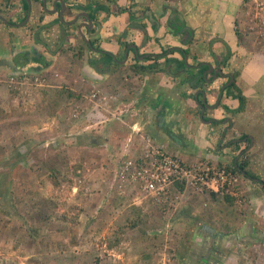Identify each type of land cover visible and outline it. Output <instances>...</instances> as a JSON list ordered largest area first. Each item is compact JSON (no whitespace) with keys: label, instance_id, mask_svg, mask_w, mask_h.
Here are the masks:
<instances>
[{"label":"crops","instance_id":"0c3cea01","mask_svg":"<svg viewBox=\"0 0 264 264\" xmlns=\"http://www.w3.org/2000/svg\"><path fill=\"white\" fill-rule=\"evenodd\" d=\"M25 1H28V8H26ZM63 1L67 9H63L64 16L61 18L60 11L62 9L60 7L62 4L59 0H0V7L6 6L3 13L0 10V32L8 31L9 35L13 37L11 39L15 41L13 54L4 59L13 65L14 71L10 73L9 77L23 76L25 73L37 74L48 81L50 76H58L57 70L55 71L52 67L63 60L64 55H67V59L71 55L74 61L71 62V66L67 65L69 75H73L72 73L81 74L82 60L91 58L89 59L90 71L99 75L104 73L105 77L101 76L100 80L103 77L105 78L104 83H108L101 87L102 82L99 80L98 83L95 81L96 84L91 82V86L96 85L102 89L109 88L110 83L113 82L109 77L112 79L114 76L116 78L114 80H119L118 78L122 76H109V70L104 71L98 63H96L98 65L92 64V61H96V59L91 56V50L87 52L82 48L84 52L82 57L76 52L69 54L58 51L56 55L51 53L58 48H49L53 41L57 40L58 44L60 40L66 39L72 44L81 39L85 43L91 36L84 26L81 34L79 25L86 21L82 14L85 12L94 13L98 0ZM108 1L100 0V3L110 6L111 13L108 14L105 10L97 12L98 25L94 21V27H98L99 35L95 39L104 49L121 58L122 55L118 56L123 47L118 36L120 32L126 30L128 33L125 39H122L123 41L129 42V36L134 34L135 39L133 40L139 37L141 38L138 39L139 42H144V33L139 34L135 30L138 28L130 26L131 16H135V11L138 10L134 22L148 24L149 34H153L154 19L151 18L150 12L159 15L157 11L161 3H159L160 0H125L126 4L123 6L130 10L125 12L124 10L118 11L117 8L121 7L113 3L115 0H111L112 3ZM239 1L241 0H178L175 7L178 9V13L185 14L189 19L196 37L203 32L209 34V38L217 36L225 40L229 46L231 45L232 58H230V62L234 64L238 56L245 57L241 70L237 69L240 70V73L237 75V70L233 69L232 71L237 76V85L246 97L244 110L234 113L233 111L240 106L239 99L228 96L223 91L219 105L210 110V114L208 113L209 116L206 118L208 120L216 118L221 122L216 125L207 122L208 120H201V110L194 93L196 90H188L184 86L188 82H186L187 79L174 76L170 67L165 69L162 64L159 69L147 68L145 71H136L137 69L130 65L124 66L130 68L128 73L131 75L127 78L132 86L130 89L134 88V91L125 87L126 82L122 78L121 81H116L117 83L114 82V84H118L121 92H127L129 103H126L124 99H119L117 105L116 97L105 102L104 100L107 99L98 100L99 102L85 100V110L81 120L85 121L86 126L82 132L75 131L76 135H82L84 139H82V143H79L77 141L79 137H75L71 142L73 143L72 149L77 152L83 150L86 156L85 166L90 171L86 183L92 188L100 187L102 184L104 187L102 192H99L98 204L95 206L89 202L85 206V215L91 218L100 213L99 216L106 217L105 230L108 231L112 226L117 228L115 239L107 243L105 251L100 252L103 261L111 259L110 262H114V264L116 262L117 264H251L252 252L247 248H250V245L264 248L262 247L264 246L262 225H245L237 222L235 214L240 215L238 212L243 209L224 204V201L222 204L220 203V207L224 206L222 208L226 211H222L220 207L217 208V203L211 199H209L211 202L208 208L204 206L194 208L193 203L200 196L193 195L188 202H181L168 212L166 209L157 207L153 198L142 191L140 192L136 186L129 185L123 191H118L112 186L114 162L116 159H122L119 155L120 152L128 153L126 145L130 138H133L130 154H137L141 150L144 138L153 137L152 139L157 144L166 147L169 152L181 154L189 163L210 160L227 166L236 161V156L240 153V148H237L238 144L236 143L241 139V148L249 151V154L245 156L246 163L250 169H254L253 172L264 178L262 170L264 169V52L254 49L256 43L252 36L249 45L247 40L243 46L238 44L235 23L237 10L235 8ZM76 17H78L77 21H75ZM33 18L37 20L36 24L32 28H28L27 25ZM71 20L75 21L74 24L69 23ZM7 39H9L8 35ZM75 44H72V51H75ZM149 45L150 42L145 46L148 48ZM222 47L221 41L213 48L217 56L221 53L224 55L228 49L230 50V47L221 49ZM46 54L54 57L52 62L46 60ZM94 55L101 56L96 52ZM57 56L60 60H57ZM210 60L206 57V53L200 59L203 62ZM188 62L191 63L189 58ZM101 63L100 66H102ZM142 64L147 67L151 62ZM86 71L87 67L83 68V72L86 73ZM29 72H33V74ZM95 73L89 75L95 76ZM184 74H188L187 71ZM211 75L209 74V76ZM225 80L220 77L211 85L216 92L210 96V104L213 105L217 102L219 91ZM135 93L138 94L137 98H134ZM193 93L194 95H191ZM40 97L46 98L42 94ZM67 100L68 104L72 105L76 99L70 96ZM60 101L64 103L66 100L61 97ZM134 104L135 107L132 108V111L127 109L128 106H134ZM124 111L131 114L126 113L123 118H120V113H124ZM159 115L162 116L159 117ZM96 125L99 126V129L91 131L90 128H96ZM249 138L252 139L247 141ZM51 144L58 145L57 137L51 138ZM207 146L217 147L219 150L209 151L206 149ZM255 152L257 153L253 154ZM108 191L114 194L109 195ZM186 194L189 195L190 191L187 190ZM208 195L209 198L212 197L211 194ZM115 196H118V200L111 204L113 198H116ZM217 197H219L218 199L222 198L221 195H217ZM128 200L133 201L132 207L124 204ZM263 200L264 195L251 197V202L256 205L255 213L264 216ZM128 218H130V222ZM132 220H134V224H131ZM206 225L211 226L214 231L208 229ZM91 228L89 230L92 231ZM168 233L174 239L172 245L165 243ZM173 249L175 257L172 256ZM246 250L249 251L248 254L245 253ZM128 257L134 260H129ZM262 259L263 257L260 258V264H264ZM104 263L107 264L106 261Z\"/></svg>","mask_w":264,"mask_h":264},{"label":"rangeland","instance_id":"374dc122","mask_svg":"<svg viewBox=\"0 0 264 264\" xmlns=\"http://www.w3.org/2000/svg\"><path fill=\"white\" fill-rule=\"evenodd\" d=\"M177 1L160 0L161 6L157 11L158 17L163 15L166 9L178 4ZM113 3L120 5V7H124L123 5L126 4L125 0H115ZM0 10L3 13L6 6L0 7ZM235 10H237L235 23L237 25L238 44L243 46L247 40L249 45L252 36L255 38L256 43L254 49L264 52V0H241ZM138 12V10L135 11L136 16ZM36 21L35 18L31 19L29 25H27L28 28L34 27ZM74 22V20H71L69 23L74 24ZM163 24V27H153V35L148 41L150 42L148 49L151 51L161 52L170 46H185L188 47L189 59L195 63L200 61L205 53L206 57L210 59L213 56L212 53L215 52L213 48L222 41L223 47L221 49L230 47L231 54V45L229 46L225 40L217 36L208 38L209 34L203 32L200 37L194 36L193 40H190V37L185 39V45L183 43L184 36L175 35L170 30V27L175 31L182 29L183 19L181 16L171 20L167 18V22L163 19ZM16 27L21 29L19 26ZM209 28L211 30V25ZM125 32L126 30L118 35L123 44L121 48L123 52L125 46L135 39L134 34H132L128 38L130 39L129 42L123 41ZM7 35L9 39H7ZM95 37V35L91 36V41L95 47H99L100 44L95 41ZM0 38V264H105L104 261L107 264H114V262H110L111 259L103 261L100 252L105 251L107 243L115 239L117 228L112 226L108 231L105 230L106 217L103 216V218L99 216L100 213H97L90 218L85 215L84 211L89 202H92L95 206L98 204L99 192H102L103 184L100 187L92 188L86 183L90 173L85 166L86 156L83 150L77 152L72 149L73 143L71 141L73 138L79 137L77 141L79 143L83 142V136L76 135L75 131L82 132L86 126L85 121L81 120L84 115L85 100L94 102L95 100L107 99L104 100L105 102L116 97L117 105L119 99H124L126 103L130 102L127 92H121L122 90L118 88V84H114V82L121 81L122 78L126 82L125 87L134 91V88L130 89L132 86L129 84L128 78L131 73H128L130 68L127 67L134 62L130 59L132 56L128 62L124 63L125 59L121 57L122 50L119 52L118 56L121 57L120 60L123 59L122 62L111 64L107 70H109V76L118 75L117 77H122L118 78L119 80H114V76L112 77L113 80L109 77L110 81L113 82L106 89L98 88L96 85L91 86V82L95 83L96 81L98 83L101 76L105 77L104 73L99 75L94 71H90L89 59L91 58L82 60L81 74H74L70 71L73 75H69L67 65L70 64L71 66V62L74 61L71 55L68 59L67 55H64L63 60L52 67L55 71L57 70L58 76L53 75V78L50 76L48 81H43V86L34 82L36 77L40 75H36L34 78L27 77L29 82L11 86L8 84V78L10 73L14 71L13 65L4 59L13 54L15 41L11 39L13 37L9 35L8 31L5 32L4 30L0 32ZM138 39L139 37L136 40ZM51 43L52 45L49 48L58 47L54 52H51L55 55L58 51L61 53L64 51L69 54L76 52L82 57L83 48L87 52L91 50L90 54L93 59L97 60L100 57L95 56V51L90 49L86 42H82L81 39L74 42L76 43L75 51H72V44L74 43L71 44L66 39L60 40L58 44L57 40ZM228 53L229 50L225 54L228 55ZM221 54H218V58L222 57ZM53 58L46 54V60L52 62ZM244 59V56H238L234 64L227 61L226 70L229 72H232L233 69L234 71L241 70ZM57 60H60L58 56ZM106 60L114 62L115 58L107 56ZM97 63L104 71L106 70L105 64L101 63L102 66H100V62ZM125 65L127 66L124 67ZM85 67H87L86 73L83 72ZM202 68L203 66L200 71ZM240 70H237V75ZM205 72L206 70L198 74V76L204 75V78L200 79L201 81L210 80L205 77ZM29 73L33 74V72ZM91 73H95V76H90ZM40 77L44 79L42 76ZM103 77L100 80L102 82L101 87H104L105 84L108 85V83H104L105 78ZM56 78L58 79L55 81ZM197 78L195 77L192 81ZM203 84L201 85L203 86ZM184 86L191 90L190 78ZM205 87L207 88L208 85L206 84ZM173 92L176 94L175 91ZM41 94L46 98L40 97ZM93 94H97L100 99L93 97ZM70 96L76 99L73 101V106L68 104L67 99ZM136 96L138 97L137 93H135L134 98ZM61 97L65 98L64 103L61 102L62 100L60 101ZM134 107L135 104L134 106H128L127 109L132 111ZM127 112L120 113V118H123ZM207 113L210 114V112ZM114 116L117 117L116 114ZM201 120L205 121L203 118ZM95 127L90 128V130L96 131L99 129V126L96 125ZM53 136L58 139L57 146L51 144ZM206 149L213 152L219 150L217 147L208 146ZM255 149L253 151H256ZM248 154L249 151L246 149L245 156ZM179 156L185 160L181 154ZM202 162L214 163L210 160H203ZM262 170L264 172V169ZM256 180L249 179L236 172L235 182H233V187L229 192L218 193L222 198L218 199L219 197L214 196L215 193L208 191V189L195 190L190 188V194L184 196L182 202H188L193 195H199L198 201L196 200L193 203L194 208H201L202 206L208 208L211 202L209 199L217 203V208L220 207L223 201L224 204L227 203L230 206L241 208L243 210L238 212L240 215L235 214V220L245 225H262L261 232L264 236V216L255 213L254 207L256 205L251 202L252 196L262 197L264 195L263 184ZM112 193L108 191L109 195H112ZM208 194H211L212 197L209 198ZM229 195L230 198L227 199ZM115 197L111 204L118 200V196ZM132 203V200H128L124 204L132 207ZM249 204H251V207H249ZM222 207L224 206H221L220 209L226 211ZM106 212L108 213V211ZM65 215L66 218H64ZM134 223V220H132L131 224ZM136 224H139V222H136ZM90 228L92 231L89 230ZM167 237L165 243L172 245L174 239L170 236V233L167 234ZM250 246L247 250L252 252L251 264H260L261 257L264 261V248ZM247 250L246 254L249 253ZM174 252L173 249V257H175ZM128 259L130 260L131 257H128ZM120 262L122 261L120 260Z\"/></svg>","mask_w":264,"mask_h":264},{"label":"built area","instance_id":"2783aa9c","mask_svg":"<svg viewBox=\"0 0 264 264\" xmlns=\"http://www.w3.org/2000/svg\"><path fill=\"white\" fill-rule=\"evenodd\" d=\"M28 76H12L8 84L18 86L28 81ZM40 76L34 81L44 85ZM93 97L100 99L97 94ZM132 141V139L130 140ZM126 149L130 151L131 143ZM117 162L113 175L112 186L120 191L127 186H136L141 192L153 198L159 206H171L179 198L175 190L179 184L196 190L208 189L219 192L232 185L235 175L226 167H219L210 163H187L178 154L169 152L152 139L144 138V144L137 154H122Z\"/></svg>","mask_w":264,"mask_h":264},{"label":"clouds","instance_id":"9594fccd","mask_svg":"<svg viewBox=\"0 0 264 264\" xmlns=\"http://www.w3.org/2000/svg\"><path fill=\"white\" fill-rule=\"evenodd\" d=\"M121 8H125V7H121ZM170 8H173V13H172V9H170ZM170 8H168L167 9V13L166 14H163V15H161V16H159L158 17V15H154L153 13H152V16H153V18L152 19H154V22L152 23V25H153V27H156V28H158V27H163L164 26V24H163V19H165L166 20V22H167V18H169V16L170 15H173L172 16V18H177V14L179 15V16H181L182 17V19H183V22H185L186 23V26H185V28L188 30V35H190L189 37H190V40H193V37L195 36V34H193V33H195V31L193 32V28H192V26L190 25L191 23H190V21H188L189 19H187L186 18V16H185V14H183V13H178V9H177V7H170ZM118 10H120V9H118ZM152 11V10H151ZM91 14V13H90ZM85 18V17H84ZM135 18H136V15L134 16V19L133 20H131V22H130V26H131V28L133 27L132 25H131V23H133V24H135L136 26H134L133 28H138V29H135V30H137L138 31V33L139 34H143L144 33V42H141V43H143V46H139V40H133V42L132 43H134V44H136V42L138 41L139 43L138 44H136L137 46H138V49H139V53L137 54V53H133L132 52V50H131V52L129 51L128 52V55H127V57H126V52L127 51H125V50H127V48L128 47H130V45H132V43L130 44V43H128L126 46H125V48H124V52L122 53V56H123V58L125 59V62L124 63H126V62H128V60H133L134 62H132L131 64H130V66H133V64H138V65H143L142 63L143 62H148V61H150L151 62V64H153L157 59H151V60H147V57H148V55L149 54H161V53H164L165 51H166V53H165V57H162V58H160V59H158V61H159V63L160 64H162L163 66H164V68L166 69V68H168V67H170V69L173 67V65L172 64H168L167 62H166V58L167 57H171V56H176V57H179V58H181V54L178 52V51H176L174 54H171V52H169L168 51V48H166V49H164V50H162L161 52H157V51H151V50H149L145 45L148 43V41L151 39V36L153 35V34H149V30H148V24H146V23H139V22H134L135 21ZM93 21H96V25H98V21H97V19L95 18V19H92ZM145 24V26H143V27H140L141 25H144ZM129 26V27H130ZM196 26H198V25H196ZM97 28L98 27H93L91 30H89L88 28V31H89V34L91 35V36H96L97 37V35H99L98 34V32H97ZM92 30H95V33H92L91 31ZM170 30H172L174 33H175V30L174 29H172L171 27H170ZM127 31L123 34V37H126L127 36ZM175 35H177V34H175ZM91 36H90V39L88 40V41H86V43H87V46L90 48V49H93L96 53H100L101 54V56L100 57H98L99 59H97L96 60V62L95 61H92V64H94V63H97V62H102L103 64H105V69L107 70V68L108 67H110V65L111 64H113V63H115V64H119V63H121L122 62V60H119L120 58H118L117 57V55H115L113 52H111V51H108V50H106V49H104L102 46H99V47H95L94 46V43L91 41ZM178 36H180V35H178ZM200 37V36H199ZM209 38V37H208ZM139 39H141V38H139ZM95 41H97L96 39H95ZM185 45H186V42L184 41L183 42ZM130 44V45H129ZM184 44H182V45H184ZM129 45V46H128ZM128 46V47H127ZM127 47V48H126ZM179 48L183 51V52H185V54H186V51H187V54H186V60H187V68L189 67V64H191L192 62H191V59H190V62L191 63H189L188 62V58H189V51H188V47H185V46H179ZM229 50V49H228ZM102 51H106V52H109V53H111L112 55H113V59L115 58V61L114 62H108L107 60H106V57L108 56V55H106L105 53H103ZM230 51V50H229ZM136 52V51H135ZM142 53V54H141ZM144 54V55H143ZM213 54V56L210 58L211 60L210 61H207V62H210V63H212V65L214 66V65H216V63H217V61H216V58H218V56L216 55V53L215 52H213L212 53ZM139 55H141V56H143V57H138ZM225 55L226 54H224V55H222V57H220V58H222V63H224L223 62V60H224V58H225ZM132 56V58H130ZM226 56H228V55H226ZM232 56V52H231V55L228 57V59H226V60H230V57ZM130 58V59H129ZM219 58V59H220ZM162 59H164V60H162ZM197 62H201V61H197ZM123 63V64H124ZM221 63V64H222ZM150 64V65H151ZM97 65V64H96ZM160 66V65H159ZM224 66V65H223ZM224 67H226V66H224ZM159 68V67H158ZM96 69V68H95ZM171 71H172V69H171ZM187 71V73L188 74H184V72H185V70H182V72H181V74L180 73H175L174 72V70H173V72H174V76H178V77H182V75H184L183 76V79H187L186 80V82L189 80V78H191L192 77V75H191V73L188 71V70H186ZM44 73V72H43ZM198 74H201V71H200V69H197V72H196V76H198ZM209 74H213V73H209V71H208V74H207V77L209 78V79H212L211 78V76H209ZM24 75H26V76H28V77H32V78H34L36 75H29V74H24ZM13 76H16V77H18V76H20V75H13ZM201 76L202 75H200V76H198L199 78H198V80L199 81H201L202 79H201ZM10 77H12V76H10ZM10 77L8 78V81H9V79H10ZM219 78V77H218ZM235 78H237V76L235 75ZM45 79V78H44ZM201 79V80H200ZM224 79V78H223ZM238 80V79H237ZM208 80H206L205 79V81H202V82H200L199 83V85L200 84H202V83H206ZM185 82V83H186ZM232 84H230L229 86H231ZM40 86H43V85H40ZM223 86V85H222ZM229 86L226 88L227 90H228V88H229ZM191 89H193L194 91L196 90L197 91V88H195V87H191ZM194 91H192V92H194ZM194 93H196V92H194ZM194 93L193 94H191V95H194ZM199 109L201 110V108L199 107ZM208 113L206 112L205 114H204V116H203V118L205 119V120H208V119H206L207 118V115ZM215 124V123H214ZM153 138V137H152ZM132 139V141H133V138H130L129 139V141ZM252 139V138H251ZM129 141H128V143H129ZM132 141H130V143H132ZM241 139L237 142V143H239L238 144V146H237V148H240V153L236 156V161L235 162H237V161H239V159H242V154H243V150L245 149V148H241ZM247 141H248V139H247ZM253 142V141H252ZM127 143V144H128ZM126 147H127V145H126ZM248 147V146H247ZM246 150V149H245ZM128 151V150H127ZM123 154V152H120L119 153V155L121 156ZM127 155L129 154V155H133V154H130V151H128V153H126ZM174 154V153H173ZM115 160V159H114ZM119 160L118 159H116L115 160V162H114V167H113V172H114V170H115V168H116V165H117V162H118ZM185 161V160H184ZM208 161V160H207ZM185 162H187V161H185ZM198 162H202V161H198ZM198 162H195V163H198ZM187 163H189V162H187ZM209 163V162H208ZM190 164V163H189ZM212 165H217V166H219V167H226L228 170H230L234 175H235V172H233L230 168H229V166H227V165H220V164H217V163H212ZM252 173H253V170H252ZM254 174H256L255 172H254ZM114 175V174H113ZM257 175V174H256ZM258 177H256V181L257 182H259V183H264L263 182V180H264V178H262V177H260L259 175H257ZM247 177V176H246ZM247 178H249V177H247ZM249 179H251V178H249ZM262 182H261V181ZM235 182V181H234ZM179 185H181V184H179ZM178 185V186H179ZM233 187V184L230 186V185H228V189H226V188H224V189H222L221 191H219V192H215V191H210V190H208V191H210V192H213V193H215V194H218V193H220V192H229V190L231 189ZM116 190H117V188H115ZM190 189V187L189 188H186V186L183 188V189H181L180 187H178L176 190H175V193L179 196V198L174 202V204L173 205H171V206H159V205H157L156 203V205H157V207H161V208H163V209H166V210H168V212H170V210L171 209H173V208H175V207H177L181 202H182V199H183V197L184 196H187V194H186V191L187 190H189ZM194 189V188H193ZM196 190V189H195ZM119 191V190H118Z\"/></svg>","mask_w":264,"mask_h":264},{"label":"trees","instance_id":"16d2710c","mask_svg":"<svg viewBox=\"0 0 264 264\" xmlns=\"http://www.w3.org/2000/svg\"><path fill=\"white\" fill-rule=\"evenodd\" d=\"M112 3V1H110ZM26 3V8H28V1H25ZM97 8L94 10V13L91 12V17L92 19H95L96 18V15H97V12L99 10H105L108 14L111 13V10H110V6L109 5H106V4H103V3H97ZM124 10L125 12L126 11H130L128 8H121L119 11H122ZM134 19V16H131V20ZM131 25L134 27L136 26L135 24L131 23ZM145 26L144 25H141L140 27H143ZM144 28V27H143ZM92 33H95V30H92L91 31ZM176 51H178L180 54H181V58L179 57H176V56H171V57H167L166 58V62L168 64H172L173 67L171 68L172 71L174 70L175 73H180L182 72V70H186L187 69V60H186V54H187V51H186V54L185 52H183L180 48H175L173 49V51H171V54H174ZM103 53H105L106 55H108L109 57L113 58V55L109 52H106V51H102ZM166 51L164 53H161V54H149L148 57H147V60H151V59H157L153 64L151 65H148L147 67H144L143 65H138V64H133V67L136 68L137 70L136 71H145L147 68H151V69H159V61L158 59L162 58V57H165ZM230 51L228 53V56L225 55V58L223 60V62H226V59H228V57L230 56ZM45 61V60H43ZM207 68V66H203L202 70H201V73L204 71V69ZM203 75L201 76V79H203ZM191 79V78H190ZM228 95L229 96H233L234 98H237L239 99V102H240V106L238 108H236L233 112H240L242 110L245 109L246 107V97L245 95L243 94L242 90L239 88V86L237 85V82H234L231 86H229L228 88ZM205 118V117H204ZM248 140H251V138H249ZM236 144H239V143H236ZM243 154H242V159H239V161L237 162H234L232 165L229 166V168L233 171V172H237V173H240V174H243L245 177H249L253 180L256 179V177H258L256 174H254V172L252 173V170L250 168H248V163H246L245 161V149L243 150ZM261 181V180H260ZM262 182V181H261ZM264 182V180H263ZM263 186H264V183H263ZM179 187L181 189H183L185 187L184 184H181L179 185ZM218 194H214V196H217ZM230 198V195L227 197V199ZM64 218H66V215L64 216Z\"/></svg>","mask_w":264,"mask_h":264},{"label":"water","instance_id":"95a60500","mask_svg":"<svg viewBox=\"0 0 264 264\" xmlns=\"http://www.w3.org/2000/svg\"><path fill=\"white\" fill-rule=\"evenodd\" d=\"M59 1L61 2L62 6H63L62 10L60 11L61 18H63V16H64L63 9H67V7H66L65 2L63 0H59ZM56 11H57V8H56ZM82 15H83V17H85L86 21H84L83 23H81L79 25V31H80L81 34H82L81 30H82V27L83 26L86 27V28H88L89 30H91L94 27V25H95V22L92 20V17L90 15V13H88V12L86 13L85 12ZM150 16L153 18L152 12H150ZM77 19H78V17H76L75 21H77ZM130 46L135 49V51H136L137 54L139 53V49H138V46L136 44H132ZM131 47H128L127 48L126 57L128 55L129 49ZM213 71H214L213 65H210V71H209V73H212ZM218 73H220L219 75L222 78H225V77L228 76V75H226L223 72V69H220L219 71H216V73H215V75H214V77L212 79L208 80L206 83L203 84L204 87L201 84L196 86L197 91L195 93V98H196V101L198 102L199 107L201 108V113H200L201 118H203V116H204V114L206 112H209L210 110L214 109L215 107H217L219 105V103L221 101V97L223 95V91H225L226 94L228 95V90L226 89V87H228L233 82L232 80L234 79V76H233V74H229L230 77H231V81L226 86H222L221 87V89L219 91V97H218L217 102L214 103L213 105L210 104L209 98L213 94V92H216L215 89H212L211 85L213 84L214 81H216L218 79V77H219ZM204 74H205V77L207 78L208 71H206ZM206 84L208 85L207 88L205 87ZM161 116L162 115H159V117H161ZM162 119L164 120L165 118L163 117ZM207 122H209V123L214 122L217 125L221 121H219L216 118H214V119L208 120ZM227 144H229V143H227ZM206 227L208 229H210L211 231H214V229L211 226L206 225Z\"/></svg>","mask_w":264,"mask_h":264},{"label":"flooded vegetation","instance_id":"af4514ba","mask_svg":"<svg viewBox=\"0 0 264 264\" xmlns=\"http://www.w3.org/2000/svg\"><path fill=\"white\" fill-rule=\"evenodd\" d=\"M98 3L100 4V0H98ZM63 8V6L61 5V7H60V9H62ZM172 9V13H173V8H171ZM166 12H167V9H166ZM166 12L165 13H163V14H166ZM172 16L173 15H170L169 16V18H168V20H171L172 19ZM179 17V15L177 14V18ZM174 22H176L177 23V21L176 20H174ZM185 26H186V23L185 22H183V26H182V29H180V30H176L175 31V33L174 34H177V35H180V36H184V38H183V41H186L185 39H187L188 37H189V35H188V30L185 28ZM184 28V29H183ZM88 30V29H87ZM131 44V43H130ZM129 44V45H130ZM132 44H134V43H132ZM136 44H138V42H136ZM128 45V46H129ZM127 46V47H128ZM139 46H143V43H139ZM126 47V48H127ZM131 47V46H130ZM175 48H179V46H170L169 48H168V51L169 52H171V51H173V49H175ZM131 50H132V52L135 54L136 52H135V49L133 48V47H131L130 49H129V51L131 52ZM125 51H127V50H125ZM140 54V53H139ZM142 54V53H141ZM144 55V54H143ZM213 55V54H212ZM138 57H143V56H141V55H139ZM216 61H217V63H216V65H214L213 66V69H214V71L212 72L213 74L211 75V78H213L214 77V75H215V73H216V71H219L220 69H223V72L226 74V75H228L227 77H225L224 79H226L225 80V82H224V84H223V86H226L230 81H231V77H230V75L229 74H233V76H234V79L232 80L233 82L231 83V84H233L234 82H237V78H235V74L233 73V72H229V71H227L226 70V67H224L225 65H227L226 64V62L228 61V60H226V62H224V63H222V58H216ZM222 63V64H221ZM210 65H212V63H210V62H203V61H201V62H195V63H191V64H189V67H188V69H186V70H188L190 73H191V75H192V79H190V86L192 87H195L196 88V86L197 85H199V83L200 82H202V81H199L198 80V76H196V72H197V69H200L202 66H207V68H205L204 69V71L206 70V71H209L210 70ZM224 65V66H223ZM185 70V71H186ZM203 71V72H204ZM220 73H218V75H219ZM197 78L195 81H192L194 78ZM203 77H204V75H203ZM221 76L219 75V78H220ZM191 82H192V84H191ZM227 88V87H226ZM212 123H214V122H212ZM218 125V124H217Z\"/></svg>","mask_w":264,"mask_h":264}]
</instances>
